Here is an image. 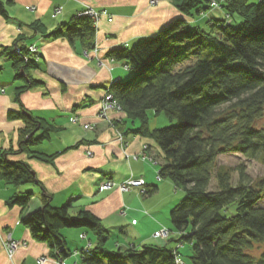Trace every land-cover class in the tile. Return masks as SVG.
Instances as JSON below:
<instances>
[{"label":"trees","instance_id":"1","mask_svg":"<svg viewBox=\"0 0 264 264\" xmlns=\"http://www.w3.org/2000/svg\"><path fill=\"white\" fill-rule=\"evenodd\" d=\"M177 6L190 20L209 10H221L224 15L208 19V26L178 19L132 46L111 50L109 55L126 60L133 75L118 79L108 89L126 113L115 127L124 134L153 138L161 150V178L186 192L171 209L172 228L168 229L169 237L172 231L177 233L180 246L107 248L109 231L100 217L87 209L74 213L71 202L53 205L30 165L10 159V149L2 151L1 179L42 187V206L25 223L35 238L49 241L60 255H68L64 228H89L97 240L93 249L85 251L84 264H104V259L106 264H179L180 248L187 243L193 264H264V206L260 205L264 177L253 179L245 164L218 165L220 155L232 152L264 165V125L258 124L264 118V0H178ZM0 10L6 13L2 3ZM30 26L38 31L43 23L35 21ZM96 32L92 17L77 14L47 36L79 41L85 54L96 47ZM29 52L17 49L9 54L17 77L29 83L17 88L18 99L32 84L41 82L29 74L36 67ZM150 109L165 113L175 124L151 128ZM17 115L27 123L21 150L52 161L55 155L30 147L49 138L54 126L23 108ZM39 131L42 134L36 136ZM157 190L154 185L146 193ZM32 198L31 191L7 202L27 207Z\"/></svg>","mask_w":264,"mask_h":264},{"label":"crops","instance_id":"2","mask_svg":"<svg viewBox=\"0 0 264 264\" xmlns=\"http://www.w3.org/2000/svg\"><path fill=\"white\" fill-rule=\"evenodd\" d=\"M152 1L0 0L6 11L0 10V155L10 149L13 152L10 159L26 161L52 196L53 205L71 202L74 213L87 209L100 217L109 231L106 246L111 250L133 244L167 245L175 249L180 246L176 232L172 231L166 243L154 234L162 228L171 230L167 220L181 194L179 196L171 180L157 177L160 164L131 156L143 152L145 144L150 145L151 154L161 156L156 141L126 133L128 145L124 147L117 136L121 130L114 125L126 118V113L111 110L110 119L100 116L105 91L118 79L127 80L133 75L126 60H114L109 55L111 50L132 46L178 19H189L195 24L202 22L196 18L190 20L177 6L178 0ZM57 7L61 9L58 14ZM88 7L106 11L113 17L110 20L108 15H102L96 23L97 52L92 51L87 56L79 41L47 36L60 23ZM35 21L43 23L41 30L34 31L30 26ZM32 45L38 48L40 58L29 74L41 82L32 84L18 99L17 88L29 83L25 77H17L9 54L13 55L17 49L29 50ZM5 49L7 51L2 53ZM28 54L34 57L31 51ZM22 108L54 126L49 138L30 147L55 155L52 161L21 150L27 125L26 119L17 115ZM87 123L95 124L96 128L87 129ZM40 134L42 131L36 136ZM130 178H143L146 189L157 185L158 190L152 195L142 192L141 187L130 191H121L118 186L100 190L106 180L121 183ZM31 191L33 198L27 207L8 204L12 196H23ZM42 191L35 183L14 185L0 178V264H84L85 251L95 247L96 232L89 228L63 229L68 255H60L49 241L34 237L25 220L42 206ZM134 220L137 222L133 223ZM131 231L133 237H126ZM8 233L26 243L15 251L12 259L3 244Z\"/></svg>","mask_w":264,"mask_h":264},{"label":"built area","instance_id":"3","mask_svg":"<svg viewBox=\"0 0 264 264\" xmlns=\"http://www.w3.org/2000/svg\"><path fill=\"white\" fill-rule=\"evenodd\" d=\"M152 2L154 3L157 1L154 0ZM213 5L215 7H218V4L216 2H214ZM31 9H34V7H31ZM60 10L61 9L59 7H57L55 9L56 14H58L60 12ZM78 14L79 15H88V16L92 17L93 20L95 21V24L102 18V15H108V18L110 20L113 19V17L111 15H109L106 11H99V10H96L92 7H88L86 9L82 10L81 12H79ZM29 50L34 54V58L36 60H38L40 58L39 50L35 45H32ZM92 51L97 52L98 51L97 46L93 50H91L89 52H85V55L90 56V52H92ZM127 68L129 69V65L127 66ZM111 110L123 111V108H122L121 104L118 102V100L116 99L114 93L112 91H110L109 89H107L103 95V98H102V108H101L100 116L104 119H110L109 118V111H111ZM74 120L76 121L77 118L75 117ZM112 125H114V124L112 123ZM85 127L90 128L91 130H94L95 129L94 127H96V126L94 124H85ZM118 136H119V139L122 142L123 146L126 147L128 145V143L125 140L124 133L118 130ZM143 148H144L143 152H141L139 154L134 153L131 156L136 160L141 159L143 161H149L153 164L159 165L160 161L149 152V149H150L149 144L143 145ZM157 177L159 179L161 178L160 169L158 170ZM115 186H118L119 189H121V191H130L136 187H141V191L145 192V193L148 190L145 188V180L143 178H135V179L130 178V179H127L121 183H117L113 180H106L105 182H103L101 184L100 190L101 191L109 190ZM124 213H126V212L124 211ZM136 222H137V220L133 221V223H136ZM169 233L170 232L167 228H162L159 231H156L154 236L156 238L160 239L162 243H166V241H167L166 239L169 237ZM82 237H85V234H82ZM3 244H4V247L7 251V253H8L9 258L12 259L14 254H15V251L20 246H22L26 243L22 242L21 240L15 239L11 233H8L7 237L3 238ZM41 261L44 262L45 258H41ZM178 261H179V264H184L182 260L178 259Z\"/></svg>","mask_w":264,"mask_h":264},{"label":"rangeland","instance_id":"4","mask_svg":"<svg viewBox=\"0 0 264 264\" xmlns=\"http://www.w3.org/2000/svg\"><path fill=\"white\" fill-rule=\"evenodd\" d=\"M221 12H223V11H221V10H209L206 14L197 15L196 19H199L202 21L201 22L202 26H208L207 25L208 19H210V18H222L223 14ZM239 19L240 18L238 16H236V18H235L236 24L238 23ZM100 113H101V111H100ZM148 114H149V118H150V126L152 128H154V127L155 128L165 127V126L175 124V122H176L175 120H171L163 112L156 114V112L153 109L148 110ZM87 124H93V123H87ZM258 124L260 126H263L264 125V118L259 120ZM94 128H96V127H94ZM87 129L90 130V128H87ZM117 136H118V134H117ZM118 139H119V136H118ZM122 146H123V144H122ZM153 156L157 157L156 155H153ZM157 158H158V160H160V162H162V159L160 156ZM241 164L246 165L247 171L253 179H258V178L264 177V165L260 161L247 158L241 153H234V152L225 153V154L220 155L219 159H218V165L238 166ZM237 173L238 172L235 173V179H237V177H238ZM162 179H165V178H162ZM177 192L179 193V196L181 194L180 200L186 196V192L183 189L177 188ZM145 194H147V193H145ZM179 196H177V198H179ZM260 205L264 206V198L260 201ZM168 219L169 220H167V223H168V225H170V228H172L171 227L172 226L171 218L168 217ZM126 237H133L132 231H131V234L126 236ZM110 244H112V243H110ZM180 252H181L180 257L183 260L184 264H193L192 260L190 258L191 245L189 243L185 244L184 247H182L180 249ZM256 253L258 254L259 252L256 251ZM106 263H107V260L104 259V264H106Z\"/></svg>","mask_w":264,"mask_h":264},{"label":"water","instance_id":"5","mask_svg":"<svg viewBox=\"0 0 264 264\" xmlns=\"http://www.w3.org/2000/svg\"><path fill=\"white\" fill-rule=\"evenodd\" d=\"M34 133V132H33ZM35 172V171H34Z\"/></svg>","mask_w":264,"mask_h":264}]
</instances>
